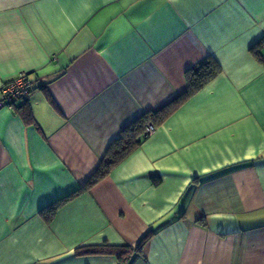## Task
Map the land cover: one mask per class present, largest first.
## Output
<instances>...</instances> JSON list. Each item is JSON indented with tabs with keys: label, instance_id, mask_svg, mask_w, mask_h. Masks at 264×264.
<instances>
[{
	"label": "crops",
	"instance_id": "1",
	"mask_svg": "<svg viewBox=\"0 0 264 264\" xmlns=\"http://www.w3.org/2000/svg\"><path fill=\"white\" fill-rule=\"evenodd\" d=\"M262 40L264 0H0V88L35 86L0 108V264H117L75 250L150 230L132 264H264ZM207 56L220 72L46 221Z\"/></svg>",
	"mask_w": 264,
	"mask_h": 264
},
{
	"label": "trees",
	"instance_id": "2",
	"mask_svg": "<svg viewBox=\"0 0 264 264\" xmlns=\"http://www.w3.org/2000/svg\"><path fill=\"white\" fill-rule=\"evenodd\" d=\"M262 41H259L258 43L261 44ZM260 58L262 62H264L262 55ZM220 69L218 61L212 56H207L193 66L189 67L185 72V90L158 110H149L128 126L124 127L121 131V136L110 143L103 159L86 182L76 190L43 208L42 212L45 210V212H43L45 214L44 219L48 222L51 221L60 205L72 200L76 196L90 189L98 181L102 180L114 165L126 157L138 144H140L142 139L146 137L147 134L145 132V127L148 123H151L154 127H156L158 123H161L191 95L201 89L214 76H216L220 72ZM151 236L152 231L150 230L141 237L136 246L109 245L107 243H101L97 245L79 247L75 250V252L77 255L112 254L116 257L117 264H132L135 257L140 255L143 246L148 242Z\"/></svg>",
	"mask_w": 264,
	"mask_h": 264
},
{
	"label": "built area",
	"instance_id": "3",
	"mask_svg": "<svg viewBox=\"0 0 264 264\" xmlns=\"http://www.w3.org/2000/svg\"><path fill=\"white\" fill-rule=\"evenodd\" d=\"M262 59H264V55H262ZM34 88V82L30 78L28 73L25 71L19 72L9 81L2 84L0 88V108H14L15 102L18 99L27 98ZM154 129V125L148 123L146 125L145 132L146 134H148Z\"/></svg>",
	"mask_w": 264,
	"mask_h": 264
}]
</instances>
